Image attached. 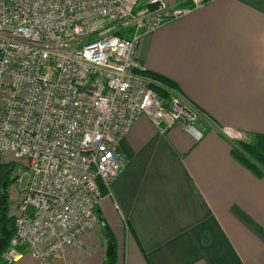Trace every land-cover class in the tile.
Wrapping results in <instances>:
<instances>
[{
  "label": "built area",
  "instance_id": "2783aa9c",
  "mask_svg": "<svg viewBox=\"0 0 264 264\" xmlns=\"http://www.w3.org/2000/svg\"><path fill=\"white\" fill-rule=\"evenodd\" d=\"M203 1L0 0V164H17L18 184L26 177L5 264H52L100 226L97 180L110 191L122 166L115 147L137 120L194 129L196 110L143 74L137 51Z\"/></svg>",
  "mask_w": 264,
  "mask_h": 264
},
{
  "label": "crops",
  "instance_id": "0c3cea01",
  "mask_svg": "<svg viewBox=\"0 0 264 264\" xmlns=\"http://www.w3.org/2000/svg\"><path fill=\"white\" fill-rule=\"evenodd\" d=\"M137 53L177 83L198 120L165 132L137 120L115 147L122 166L100 226L52 264H104V222L115 264H264V174L237 161L220 130L264 134V0H204L145 35Z\"/></svg>",
  "mask_w": 264,
  "mask_h": 264
},
{
  "label": "trees",
  "instance_id": "16d2710c",
  "mask_svg": "<svg viewBox=\"0 0 264 264\" xmlns=\"http://www.w3.org/2000/svg\"><path fill=\"white\" fill-rule=\"evenodd\" d=\"M143 74L151 77L153 80L159 81L164 86L179 91L178 85L172 79H169L163 75L155 72L148 71L147 69ZM154 91L159 95L168 98L170 96V90L163 87L162 85L156 83H150L149 85ZM235 144L231 146L230 153L234 155V158L239 161L243 166L248 167L249 170L256 176L264 174V134L253 132L247 134L243 140L235 139ZM17 167L14 162H7L0 164V187L2 183H5L3 191H0L1 195H4V203L0 204V236H1V226L5 225L8 230V235L4 238L2 246L0 248V264H5L2 260V253L5 250L10 237L14 232V215H9V208L7 205V194L6 190L10 182H12L16 177L13 176V171ZM97 186L101 192L102 197L109 194V189L100 181L97 180ZM98 212V209H97ZM101 221V220H100ZM103 230L108 242L113 246V252L111 256H107L104 264H115L116 254H115V238L108 227V225L103 223Z\"/></svg>",
  "mask_w": 264,
  "mask_h": 264
},
{
  "label": "rangeland",
  "instance_id": "374dc122",
  "mask_svg": "<svg viewBox=\"0 0 264 264\" xmlns=\"http://www.w3.org/2000/svg\"><path fill=\"white\" fill-rule=\"evenodd\" d=\"M242 134V132H241ZM229 139L231 140H235V139H240V138H237L236 136H234L232 133H227L226 134ZM245 137L244 134H242V140L243 138ZM18 174V168L16 167L13 171V176L16 177V175ZM26 183V177L24 176L23 177V181L21 183H17L16 181V178L9 183L8 187H7V190H6V194H7V205H8V208H9V215H15L16 212L18 211V203H19V198L21 197L20 195V191H21V188L25 185Z\"/></svg>",
  "mask_w": 264,
  "mask_h": 264
},
{
  "label": "water",
  "instance_id": "95a60500",
  "mask_svg": "<svg viewBox=\"0 0 264 264\" xmlns=\"http://www.w3.org/2000/svg\"><path fill=\"white\" fill-rule=\"evenodd\" d=\"M4 187H5V183H2L1 187H0V191H3L4 190ZM4 203V195H1L0 197V204H3ZM8 235V230L6 228L5 225H2L1 226V236H0V248L2 246V243L4 241V238ZM112 252H113V246L110 242H108V245H107V251H106V254L107 256H111L112 255Z\"/></svg>",
  "mask_w": 264,
  "mask_h": 264
}]
</instances>
